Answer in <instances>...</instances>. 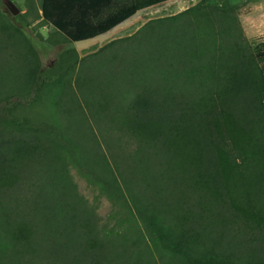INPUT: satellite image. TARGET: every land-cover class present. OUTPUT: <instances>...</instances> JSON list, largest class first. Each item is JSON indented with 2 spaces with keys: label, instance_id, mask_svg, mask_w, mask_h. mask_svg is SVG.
<instances>
[{
  "label": "trees",
  "instance_id": "16d2710c",
  "mask_svg": "<svg viewBox=\"0 0 264 264\" xmlns=\"http://www.w3.org/2000/svg\"><path fill=\"white\" fill-rule=\"evenodd\" d=\"M169 1L42 0L41 16L66 41L80 42ZM149 22L145 34L156 31L154 21ZM156 37L164 44L173 38L167 33ZM229 37L223 39L219 54L203 60L184 43L163 47L159 58L164 61H170L171 54L179 56L177 78L198 76L197 91L187 93L181 84L173 90L167 84H146L127 110L121 126L139 137L140 151L135 154L140 168L139 174L124 172L127 195L122 190L119 194L143 222L144 248L137 247L142 239L132 241L113 229L101 230L93 212L76 206L63 178L56 192L52 176L38 172L45 181L36 184L40 189L31 205L41 214L48 234L51 230L45 240L51 241L54 264H264V68L250 64L239 43ZM27 59L32 64L27 80L31 88L40 81L39 63ZM254 59L264 62V41L256 46ZM182 61L189 66L181 67ZM167 64L165 76L174 66ZM49 130L0 124L2 180L15 172L19 178L27 176L43 158L42 136ZM159 160L163 165L157 169ZM114 163L123 175L119 161ZM102 188L110 198H118L112 182ZM23 231H29V239L42 235L29 227ZM13 250L0 252V264H30L22 249Z\"/></svg>",
  "mask_w": 264,
  "mask_h": 264
},
{
  "label": "rangeland",
  "instance_id": "374dc122",
  "mask_svg": "<svg viewBox=\"0 0 264 264\" xmlns=\"http://www.w3.org/2000/svg\"><path fill=\"white\" fill-rule=\"evenodd\" d=\"M41 1L0 0V124H33L51 131L42 136L46 137L43 158L26 177L15 172L4 181L0 174V252L19 247L30 264H54L51 241L45 240L48 231L31 205L40 189L36 184L45 181L38 172L52 176L53 191L63 178L76 206L93 212L101 230L113 229L132 241L142 239L137 247L144 248L143 222L123 196L127 195L124 172L137 173L140 168L135 154L140 151L139 137L122 128L127 110L146 84H167L172 90L181 84L187 93L196 90L198 76L177 78L174 67L179 56L171 54L170 61H164L159 58L163 47L174 49L184 43L203 60L219 54L223 39L230 36L250 64L264 68L263 61L254 59L256 46L264 41V0H172L80 42L66 41L43 21ZM160 19L164 21L156 22ZM149 21H154L156 31L145 34ZM154 33L173 38L164 44L159 37L153 39ZM30 57L39 63L40 81L28 88ZM168 62L174 66L165 76ZM157 163L159 169L163 164ZM107 181L115 186L118 198H110L102 188ZM25 227L44 238L35 233L29 239Z\"/></svg>",
  "mask_w": 264,
  "mask_h": 264
},
{
  "label": "crops",
  "instance_id": "0c3cea01",
  "mask_svg": "<svg viewBox=\"0 0 264 264\" xmlns=\"http://www.w3.org/2000/svg\"><path fill=\"white\" fill-rule=\"evenodd\" d=\"M169 2H170V1H169ZM166 3H167V2H166ZM163 4H165V3H163ZM160 5H162V4H160ZM157 6H159V5L152 6V7L148 8V9H145V10L152 9V8L157 7ZM145 10H141V11H145ZM139 12H140V11H139ZM139 12H138V13H139ZM136 14H137V13H136ZM136 14H135V15H136ZM135 15H134V16H135ZM132 17H133V16H132ZM132 17H131V18H132ZM129 19H130V18H129ZM127 20H128V19H127ZM127 20H126V21H127ZM124 22H125V21H124ZM122 23H123V22H122ZM122 23H121V24H122ZM119 25H120V24H119ZM116 27H117V26H116ZM113 29H114V28H113ZM108 32H109V31H108ZM106 33H107V32H106ZM106 33H104V34H106ZM104 34H101V35H99V36H102V35H104ZM99 36H97V37H99ZM95 38H96V37H95ZM102 46H103V47L106 46V42H105ZM100 47H101V46H100Z\"/></svg>",
  "mask_w": 264,
  "mask_h": 264
}]
</instances>
